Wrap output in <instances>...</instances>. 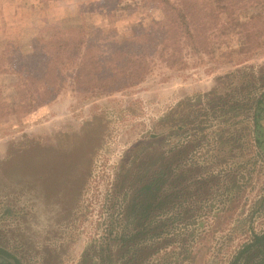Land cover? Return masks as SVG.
<instances>
[{
    "label": "rangeland",
    "instance_id": "obj_1",
    "mask_svg": "<svg viewBox=\"0 0 264 264\" xmlns=\"http://www.w3.org/2000/svg\"><path fill=\"white\" fill-rule=\"evenodd\" d=\"M121 1L114 8V0H0V249L21 264H229L253 233L264 231V151L241 134L249 127L241 118L223 123L208 116L189 153L212 175L225 172L235 187L217 191L199 212V221L173 224L162 239L144 245H156L147 253L127 255L124 262L115 237L128 202L124 179L131 174L138 144L158 133L165 142L175 120L218 111L219 99L261 91L264 34H255L264 23V0L254 8L249 0H208L207 9L218 17L214 26L194 27L204 34L199 41L210 45L193 48L180 26L182 44L173 58L155 48L162 45L164 30L156 22L161 12ZM194 1L203 7L201 0ZM249 13L259 22L245 18ZM81 19L89 26L87 38L103 39L104 47L113 50L110 57L102 56L107 52L102 48L90 52L105 71L85 66V73L93 69L100 80L96 83V75L75 88L79 53L68 44L60 55L74 53V62L63 69L61 87L49 84L35 46L42 48ZM144 19L143 29L135 27ZM236 20L244 29L234 26ZM245 30L251 33L247 44ZM123 41L128 43L122 46ZM45 51L54 56L57 44H46ZM131 55L134 64L125 70L123 57ZM136 66L143 70L132 79L119 74ZM142 73L147 74L139 81ZM173 111L176 117L165 120ZM185 131L168 137L163 148L179 140L184 148ZM231 136L239 143L216 155L215 145Z\"/></svg>",
    "mask_w": 264,
    "mask_h": 264
},
{
    "label": "trees",
    "instance_id": "obj_2",
    "mask_svg": "<svg viewBox=\"0 0 264 264\" xmlns=\"http://www.w3.org/2000/svg\"><path fill=\"white\" fill-rule=\"evenodd\" d=\"M130 1L136 2L138 6L140 4H146L148 9L161 12V19L156 21L162 25V29L164 30L162 45L159 42L155 46V48L160 50L159 53H164V55H166L165 52L168 51V56L170 58L176 56L174 52H176V48L182 44V40L177 32L180 26H184L185 28H183V30L188 37L192 38L190 44L193 48L204 50L203 48L210 45V41H199V37L204 34L201 33V29H199L200 31L197 33V28L194 27L195 24H198V28H201V26L206 27V22H208L207 28L214 26V18L216 19L217 16L214 12L212 13L210 8L207 9L208 0H201L203 2V7L197 5L198 2L194 0ZM221 1L224 2V0ZM243 1L244 0H242V2ZM249 1L251 2L250 8L256 7L255 4L257 0ZM114 2V8H117L124 1L120 2V0H114ZM249 5L250 3L246 2V6ZM200 9L206 10L208 13L202 16L201 13L198 12ZM218 10L226 9L223 7ZM234 12L236 11H233V15L235 14ZM245 18L249 21H253L255 17L253 14L249 13ZM207 20H210L211 23ZM254 20L258 21L256 18ZM144 21L145 19L137 23L135 27L143 29ZM151 22H154V19ZM234 26L244 29L245 24L236 20ZM53 28L59 27L55 26L52 27V29ZM87 32H89V26L81 19L79 24L64 28L57 39L44 43L42 48L35 46L37 51H40L42 55L41 75L49 78V84L56 83L58 87H61L64 81L63 69L67 66L66 64L74 62V53L71 54L67 52L64 58L60 55L62 48L65 47L64 45L68 44L74 46L75 50L79 53L76 71L72 76L75 88H82L84 83L87 84L91 81V78L96 75L98 76L94 77L96 78V83L100 80L101 76L99 73L92 74L93 69L91 72L85 73V66L92 68L97 65V68L100 69L102 73L105 71V67L101 64V60L98 64L96 57H92L94 55L90 56V52L93 49L102 48L107 51L102 53V56L105 55L110 57V54H113V50L110 49V46L104 47L106 43L103 39L96 41L92 37L87 38ZM97 33H101V31L98 32L97 30ZM97 33L95 35H98ZM243 33L245 34V43L247 44L250 39L249 34L251 33H247L246 30ZM263 34L264 23H262V26L256 31L255 37H261ZM116 43H120V40H116ZM126 43L128 42L123 41L121 45H126ZM46 44H57V51L54 56H51V54L45 51ZM242 44L243 43H239L237 45L240 50L243 46ZM114 52V55L118 53L116 51ZM143 53L144 51H142V54ZM140 54L141 53L136 57L141 58ZM132 58H135V56L123 57V69H128L129 63L134 64V62H130ZM142 70V67L136 66L131 72H122L119 74L125 76L126 79H132L135 75L142 72ZM146 74L147 73H142L141 77H139V81H141ZM84 78L88 80L85 81ZM260 79L263 81V87L258 94L253 93L252 95L250 92L241 94L240 98L232 96L231 99L227 101L219 99L216 104V109L218 111H204V114H202L201 111H196L188 117L175 120L172 127H170L174 131L173 133L171 132L168 137L178 136L177 133L179 129L186 128L185 132L187 135L185 138L187 139V145L184 148L179 146L180 143L182 144L179 140L175 145L172 144L165 150L163 144H166L168 137L164 142V135L162 133L151 135V141L146 144H138V148H136V152L134 153V160L129 169V173L131 174L124 179V182H128L129 186V191L126 192L128 195V202L121 216V221L123 222L122 229L116 233L115 237L119 249L122 250L120 254L121 260L125 262L132 259L133 254L136 255L138 253H147L151 251L152 248L156 246L154 243L162 239V235L166 233V230L173 224L182 223L189 226L199 221L201 218L199 212L207 205L210 199L216 195L217 191L224 189L225 193L229 190L230 185L233 187L236 186L235 180L230 183L226 178L227 174H225V172H222V176L212 175L214 174L212 171L208 170L205 166H199L189 154L190 149L198 139L197 135L205 131L206 125H208V116L212 120L221 119L223 123L228 122L230 119L241 118V124L244 121L249 125L241 134H248L251 141L255 143V146L264 151V124L262 123L264 120V78L261 77ZM172 113L174 114H170L165 120H170L173 117L175 118L176 112L173 111ZM158 135H161L159 139L157 138L159 137ZM237 137L241 138V136ZM207 138L205 134L203 137L204 142L208 141ZM157 143H160L159 147L156 146ZM235 143L239 142L231 136L225 143L215 145L214 150L216 155L222 152V149H228L231 147L230 144ZM142 152L145 156L143 159L138 158ZM209 205H211V203ZM152 241H154V243L151 248L144 247V245ZM154 253L158 254L159 249L154 250ZM127 255L131 258L124 260ZM0 257L3 258L0 264H21L16 258L2 249H0ZM10 259L13 260V263L9 261ZM141 259H144V257H139V260ZM229 264H264V231L259 234L253 233L250 240L243 244L235 253Z\"/></svg>",
    "mask_w": 264,
    "mask_h": 264
},
{
    "label": "water",
    "instance_id": "obj_3",
    "mask_svg": "<svg viewBox=\"0 0 264 264\" xmlns=\"http://www.w3.org/2000/svg\"><path fill=\"white\" fill-rule=\"evenodd\" d=\"M0 261H2V258H0ZM12 263V262H11Z\"/></svg>",
    "mask_w": 264,
    "mask_h": 264
}]
</instances>
